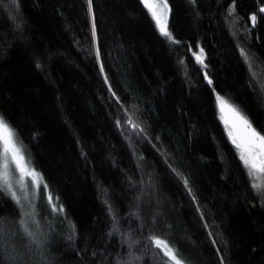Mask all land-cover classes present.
Here are the masks:
<instances>
[{
  "label": "trees",
  "instance_id": "trees-1",
  "mask_svg": "<svg viewBox=\"0 0 264 264\" xmlns=\"http://www.w3.org/2000/svg\"><path fill=\"white\" fill-rule=\"evenodd\" d=\"M91 3L0 0V117L65 210L35 193L46 264H162L150 234L187 264H264V200L216 101L264 133V0H168L176 43L141 0ZM20 218L0 190L4 227ZM26 243L10 232L0 264Z\"/></svg>",
  "mask_w": 264,
  "mask_h": 264
},
{
  "label": "snow or ice",
  "instance_id": "snow-or-ice-1",
  "mask_svg": "<svg viewBox=\"0 0 264 264\" xmlns=\"http://www.w3.org/2000/svg\"><path fill=\"white\" fill-rule=\"evenodd\" d=\"M144 7L150 13L157 29L162 36L167 37L172 43L177 41L173 38L172 33L168 28V13L169 4L168 0H141ZM194 3L195 0H192ZM12 3H16V0H12ZM89 14L92 13V3L89 0ZM234 9H230L229 14L231 15ZM264 12V8L261 9ZM253 24H255L256 16L251 17ZM93 41L96 39V29L93 26L92 29ZM242 55L246 54L242 51ZM97 60H100V53L97 51ZM196 60L205 68L207 65L204 63V52L203 49L200 50L199 54L196 55ZM39 66V65H38ZM103 72V68H101ZM205 79L208 81L209 85L212 84V80L205 75ZM107 82V80H106ZM216 101L218 108L221 113H228L225 123L230 125L228 128V136L232 144L238 149L239 157L246 168L249 169V174L253 175L256 172L264 173V133H261L252 123L250 118L244 114L240 109L231 105L222 96L217 95ZM119 126V121L117 122ZM133 129L138 128V125L132 124ZM10 158V159H9ZM10 164L15 166V169L20 173V179L17 181L20 187V192L22 195H18L17 191L13 188L12 176L13 172L10 170ZM30 158H26L23 152V145L18 142L17 134L10 127V125L5 121L3 117H0V190H7L11 195L12 199L21 209V218L15 221L14 224L17 225L14 232L10 228L4 227V222L0 221V253L3 252L7 245V240L9 233L15 236L19 233H23L24 239L27 243L24 245L25 252L20 254L17 249L13 247L12 251L16 255L9 256V264H46L44 259V241L40 239L39 230L40 225L36 219L37 213L35 211V205L32 200L35 197V192L31 189L38 188L41 184L44 188L43 195H47L49 205L52 211L55 213H64L63 205L59 207L56 206V202L53 201L50 194L49 186L44 181L42 174L38 173L35 168H31ZM30 176L32 178V185L24 184V177ZM184 185L189 190V194H192V189L189 187V180L184 179ZM253 187L257 190V194L264 200V186L253 184ZM106 195V190H105ZM139 199V198H138ZM58 200V198H57ZM27 203V206L25 204ZM105 203H108L105 200ZM32 208L29 211L28 208ZM109 212L113 215L114 220H116L115 212L109 205ZM116 225H113V231H116ZM112 233H109L111 236ZM147 247L159 249V252L153 253L155 256L162 257V264H187L186 260L179 254L175 246L165 239L164 237L157 236L155 234H150L147 237ZM15 244V241L11 242ZM37 254H39V260L33 259ZM163 258H167L166 260ZM142 257L135 256L127 262V264H134V262L140 261Z\"/></svg>",
  "mask_w": 264,
  "mask_h": 264
},
{
  "label": "rangeland",
  "instance_id": "rangeland-1",
  "mask_svg": "<svg viewBox=\"0 0 264 264\" xmlns=\"http://www.w3.org/2000/svg\"><path fill=\"white\" fill-rule=\"evenodd\" d=\"M157 30H158V29H157ZM158 31H159V30H158ZM159 33H160V32H159ZM163 37H164V38H167V37H165V36H163ZM218 112H219V119H220V121H221V123H222V125H223V127H224V129H225V131H226V133H227V135H228V128H229L230 125H227V124L225 123V119H227V117H228V113H227V112H225V113H221L220 110H219V108H218ZM228 138H229V136H228ZM229 140H230V139H229ZM230 141H231V140H230ZM231 143H232V142H231ZM233 146H234V145H233ZM234 147H235V146H234ZM235 149H236V151H237L238 154H239L238 149H237L236 147H235ZM9 159H10V158H9ZM245 168H246V167H245ZM10 170L13 172V176H12L13 188H14V190L17 191V194H18V195H22V193L20 192L19 184L17 183V181L20 179V173H19L18 170L15 169V166L12 165V164H10ZM246 170H247L248 175H249V177H250V179H251V181H252L253 184H258V185H262V186H264V173L256 172V173H254L253 175H250V174H249V169L246 168ZM23 182H24L25 185H29V186H31V185H32V178H31L30 176H25ZM40 188L43 189V185H42V184H41L38 188H34V189H31V190L34 191V192L36 193ZM47 200H48V198H47Z\"/></svg>",
  "mask_w": 264,
  "mask_h": 264
}]
</instances>
